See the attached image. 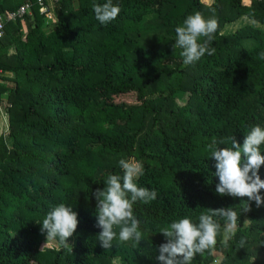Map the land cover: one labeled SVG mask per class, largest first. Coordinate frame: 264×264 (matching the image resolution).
Wrapping results in <instances>:
<instances>
[{
    "label": "trees",
    "instance_id": "obj_1",
    "mask_svg": "<svg viewBox=\"0 0 264 264\" xmlns=\"http://www.w3.org/2000/svg\"><path fill=\"white\" fill-rule=\"evenodd\" d=\"M26 2L30 14L5 25L0 47V264H159L160 227L229 207L240 212L237 228L220 242L217 217L216 245L192 264H211L214 253L219 264H264V205L245 213L241 199L218 195L206 150L213 138L242 146L251 126H264V0H113L121 12L107 25L92 9L106 0L53 1L52 24L37 0H0V12ZM195 11L217 19L216 52L185 66L175 28ZM242 17L258 27L221 33ZM120 159L138 162V185L158 196L134 205L142 242L106 250L92 193L123 175ZM60 203L78 212L77 231L68 248L40 251L39 223Z\"/></svg>",
    "mask_w": 264,
    "mask_h": 264
},
{
    "label": "clouds",
    "instance_id": "obj_2",
    "mask_svg": "<svg viewBox=\"0 0 264 264\" xmlns=\"http://www.w3.org/2000/svg\"><path fill=\"white\" fill-rule=\"evenodd\" d=\"M92 9L95 18L101 24L107 25L117 19L121 8L113 0L104 3H93ZM218 30V21L214 17L206 18L202 12L195 11L188 15L183 23L175 28L174 49H181L180 56L185 66L200 61L206 54L216 52L212 43ZM258 59L264 60V51L258 53ZM225 141L212 139L206 150L211 159L215 160L216 172L219 178L216 193L220 196L239 198L246 205L244 212L251 211V202L257 207L264 205V180L260 177V169L264 166V126H251L245 133L243 145L233 136L230 146L221 147ZM119 166L123 175L109 174L103 189H96L92 195L96 200L95 227L101 231L96 239L106 250L113 247V241H133V246L140 244L143 233L140 230V221L134 214V205L137 202L145 204L155 201L158 193L147 187L138 185V178L143 174L142 166L132 159H120ZM244 198H247L244 200ZM217 217L224 220L223 227L232 233L238 226L240 212L236 207L206 209L201 213L197 222L191 217H184L160 227L166 242L159 246V255L156 257L159 264H192L197 254H204L214 248L217 236L221 230V223ZM249 220H245L247 224ZM41 234L46 236V242L40 251H43L52 241L68 248L69 239L77 231L78 212L73 207L60 203L54 205L42 220ZM244 240L240 241L243 247Z\"/></svg>",
    "mask_w": 264,
    "mask_h": 264
},
{
    "label": "rangeland",
    "instance_id": "obj_3",
    "mask_svg": "<svg viewBox=\"0 0 264 264\" xmlns=\"http://www.w3.org/2000/svg\"><path fill=\"white\" fill-rule=\"evenodd\" d=\"M201 2L206 7H209V5L211 4V0H201ZM244 3H247V0H244ZM46 19L51 24L54 23V21H55V15H54V12H53V3L52 2H49V11L46 14ZM246 25H253V26H257L258 27L257 24H254V22H250L246 17H243L242 19H240L239 21L234 22L233 24H229V25L227 24L224 27V29L221 31V33H224L223 31H225L226 34H231L234 31H236L238 28H241V27L246 26ZM158 87H160V85H158ZM155 96H157V95L155 94V95H153L151 97H155ZM1 123L2 124L3 123L6 124L7 123L6 122V118H4L3 121L1 120ZM3 126H4V124H3ZM247 224H245V225H247ZM232 233H229L228 231L224 230V232H222L220 242H223V243L226 242ZM51 243H56V242L52 241ZM221 259H222V256L220 254L214 253L213 254V262L211 264H219L221 262ZM31 264H37V263L32 262Z\"/></svg>",
    "mask_w": 264,
    "mask_h": 264
},
{
    "label": "built area",
    "instance_id": "obj_4",
    "mask_svg": "<svg viewBox=\"0 0 264 264\" xmlns=\"http://www.w3.org/2000/svg\"><path fill=\"white\" fill-rule=\"evenodd\" d=\"M44 0H37L39 4V12L40 13H47L46 7L43 5ZM49 2H53L56 0H48ZM261 1V0H258ZM32 8V4L29 2L24 3L23 5L19 6L16 10L14 11H5V12H0V47H1V40L3 39L4 36V29L5 25L8 22L15 21L17 19H21L24 15L30 14ZM3 113V112H2Z\"/></svg>",
    "mask_w": 264,
    "mask_h": 264
},
{
    "label": "crops",
    "instance_id": "obj_5",
    "mask_svg": "<svg viewBox=\"0 0 264 264\" xmlns=\"http://www.w3.org/2000/svg\"><path fill=\"white\" fill-rule=\"evenodd\" d=\"M212 2H213V0H211V4H212ZM202 3V2H201ZM243 18V17H242ZM242 18H240V19H242ZM240 19H238L237 21H239ZM250 21V20H249ZM236 22V21H235ZM250 22H252V21H250ZM234 23V22H233ZM233 23H230V24H233ZM255 24V23H254ZM229 25V24H228ZM224 33H225V31H223ZM0 75H4V74H0ZM0 82H1V80H0ZM2 104V103H1ZM0 104V105H1ZM0 113H1V115L3 114L2 113V111H0ZM2 120H4V118H3V115H2ZM4 124V127L6 126L7 127V123L5 124V123H3Z\"/></svg>",
    "mask_w": 264,
    "mask_h": 264
}]
</instances>
